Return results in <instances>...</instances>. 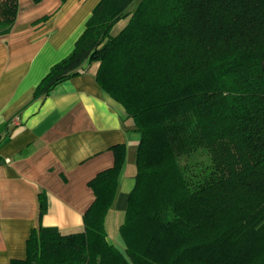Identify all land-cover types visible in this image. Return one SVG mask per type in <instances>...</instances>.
Returning a JSON list of instances; mask_svg holds the SVG:
<instances>
[{"label": "trees", "instance_id": "obj_1", "mask_svg": "<svg viewBox=\"0 0 264 264\" xmlns=\"http://www.w3.org/2000/svg\"><path fill=\"white\" fill-rule=\"evenodd\" d=\"M17 8L0 0V36ZM92 63L101 90L141 135L118 228L124 252L104 227L119 145L114 165L88 182L94 200L83 230L33 228L25 258L10 264H264V0H100L31 100Z\"/></svg>", "mask_w": 264, "mask_h": 264}, {"label": "crops", "instance_id": "obj_2", "mask_svg": "<svg viewBox=\"0 0 264 264\" xmlns=\"http://www.w3.org/2000/svg\"><path fill=\"white\" fill-rule=\"evenodd\" d=\"M99 1L18 0L15 23L0 36V139L11 134L0 144V264L25 258L33 228L82 231L94 200L88 182L114 165L119 145L125 155L104 227L107 241L124 252L119 231L107 227L123 221L141 135L95 81L98 63L31 100L50 68L72 52Z\"/></svg>", "mask_w": 264, "mask_h": 264}, {"label": "rangeland", "instance_id": "obj_3", "mask_svg": "<svg viewBox=\"0 0 264 264\" xmlns=\"http://www.w3.org/2000/svg\"><path fill=\"white\" fill-rule=\"evenodd\" d=\"M136 7V2H134L130 7H129V10H133L134 8ZM124 22H120L118 23L116 26H114L113 30H112V34L113 35H116L121 29L122 27L124 26ZM204 159V158H203ZM108 230L109 232L112 231L113 233H115V231L117 230L118 231V226L117 225H111L110 226L108 225ZM112 229V230H111Z\"/></svg>", "mask_w": 264, "mask_h": 264}]
</instances>
